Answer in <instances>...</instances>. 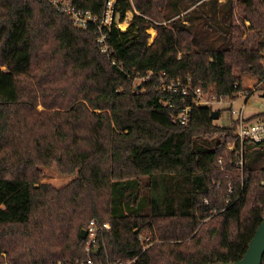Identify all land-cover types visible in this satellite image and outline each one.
Wrapping results in <instances>:
<instances>
[{
	"label": "trees",
	"instance_id": "obj_1",
	"mask_svg": "<svg viewBox=\"0 0 264 264\" xmlns=\"http://www.w3.org/2000/svg\"><path fill=\"white\" fill-rule=\"evenodd\" d=\"M72 1L98 16L105 0ZM209 1L163 24L173 0H117L120 19L138 13L126 30L104 28L105 54L95 25L75 26L50 0H0V264H82L93 218L111 226L99 238L111 262L242 257L264 216V143H246L241 170L232 119L194 106L181 124L179 95L157 88L159 71L216 94L264 88V0Z\"/></svg>",
	"mask_w": 264,
	"mask_h": 264
},
{
	"label": "built area",
	"instance_id": "obj_2",
	"mask_svg": "<svg viewBox=\"0 0 264 264\" xmlns=\"http://www.w3.org/2000/svg\"><path fill=\"white\" fill-rule=\"evenodd\" d=\"M234 3L241 0H233ZM53 7L59 11H62L69 15L73 24L80 28H86L89 24H93L97 27L99 35L97 41L100 45V50L105 54H110L111 46L107 40L104 28L110 29L111 26H116L120 30H124L120 24L117 13H115V4L117 0H105L103 5V11L101 15H94L90 10L76 7L72 0H50ZM247 25L249 24L246 21ZM264 37V32L261 33ZM260 62L264 65V48L260 51ZM113 64H117L115 60ZM119 63V62H118ZM121 69L120 63L117 64ZM154 74L152 70H147L144 75L135 73L134 79L144 81ZM157 88L166 92L177 93L181 99L182 106L176 114L181 124H187L190 118L191 109L194 106H211L215 104L227 103L230 116L234 121L235 137L238 141V148L235 150V161L239 168L242 170L245 163L246 143L251 142L255 145H261L264 143V113H246L244 104L241 108H234L233 103L239 98H245V102L248 99L245 92L234 93V95L216 94L211 92L210 89H204L200 85L195 84L191 77L186 80L180 78H171L167 73L159 71L156 73ZM264 85V79L260 82V86ZM263 89H257L256 92L262 93ZM244 102V103H245ZM234 143L228 145V149L232 150ZM219 185V184H218ZM229 192L231 190V183L228 182ZM231 196V195H229ZM231 203L229 199L226 201V206ZM111 228L108 222H100L97 219H91L84 229L87 233L86 244L84 252L86 254L82 264H129L133 261H117L111 262L108 258L104 242H99L100 236L109 231ZM102 239V238H101ZM102 242V243H101ZM95 247H99V251L95 253ZM103 251L104 259L97 256ZM3 264H8L4 262ZM56 264H62L60 262Z\"/></svg>",
	"mask_w": 264,
	"mask_h": 264
},
{
	"label": "rangeland",
	"instance_id": "obj_3",
	"mask_svg": "<svg viewBox=\"0 0 264 264\" xmlns=\"http://www.w3.org/2000/svg\"><path fill=\"white\" fill-rule=\"evenodd\" d=\"M216 1H217L218 6H220L226 2V0H216ZM173 2L177 6L176 9H178L179 13L177 15L173 16L172 18H170V20L163 21L162 22L163 24H166V23L170 24L173 19H176L177 17H182L185 12H188V11L192 10L193 8L197 7L200 2H203V4L206 6L210 3L209 0H200L196 3L195 2L192 3L191 0H173ZM132 5H133V3H132ZM237 5H235V6L238 9ZM134 13H138V11H136V9L134 7H132L131 9L126 11V15L123 19H120L118 16V18L120 20V24L124 30H126L128 25L130 24ZM240 14H242V13L240 11H238V13L235 15V17H234L235 23H240L239 19H242V18H239ZM246 21L247 20H245V24L247 26ZM124 22H126V24H123ZM155 23H159V22L158 21H151V26H149L147 28V31L149 33V37H148L149 43H151L154 40V37L156 36V33H157L156 29L154 28ZM183 23L188 24L187 21H184ZM248 23H249V21H248ZM134 80H135L134 81L135 84H140L139 79H134ZM244 102H245V98H239V99L234 101L233 107L235 109L241 108V106L244 104L246 113H264V97H261L259 92H254L246 100V102L245 103ZM228 107H229V105H227V103L215 104L213 106V108H214L213 110H220L219 117L213 121L215 124H219V125L224 126V127L229 126L232 118L230 116V112H229ZM257 149H263L264 150V147H258ZM232 160L234 162V159H232ZM142 180L144 182L145 177H143ZM143 193L149 194L148 188L143 189ZM95 219H97V218H95ZM134 230H137V229H134ZM151 234H152L151 232L146 231V230H143L140 232L139 240L143 244V250L151 244V242L146 243L149 240ZM156 240H158V239H156ZM106 252H107V250H106ZM3 256H5V255L3 254Z\"/></svg>",
	"mask_w": 264,
	"mask_h": 264
},
{
	"label": "water",
	"instance_id": "obj_4",
	"mask_svg": "<svg viewBox=\"0 0 264 264\" xmlns=\"http://www.w3.org/2000/svg\"><path fill=\"white\" fill-rule=\"evenodd\" d=\"M141 84H138L136 88H140ZM261 97H264V91L260 93ZM211 117L213 120L219 117L217 110H212ZM80 237L86 238V231L84 229L80 230ZM95 253L99 251V247H95ZM264 254V216L260 224L257 226L253 236L251 237L247 249L242 255V257L233 262H221L217 264H261L262 257Z\"/></svg>",
	"mask_w": 264,
	"mask_h": 264
},
{
	"label": "bare ground",
	"instance_id": "obj_5",
	"mask_svg": "<svg viewBox=\"0 0 264 264\" xmlns=\"http://www.w3.org/2000/svg\"><path fill=\"white\" fill-rule=\"evenodd\" d=\"M123 24H126V22H124Z\"/></svg>",
	"mask_w": 264,
	"mask_h": 264
}]
</instances>
